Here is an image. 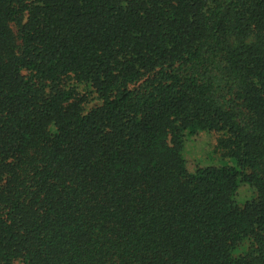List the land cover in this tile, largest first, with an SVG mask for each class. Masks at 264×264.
Returning a JSON list of instances; mask_svg holds the SVG:
<instances>
[{"label": "trees", "instance_id": "16d2710c", "mask_svg": "<svg viewBox=\"0 0 264 264\" xmlns=\"http://www.w3.org/2000/svg\"><path fill=\"white\" fill-rule=\"evenodd\" d=\"M0 264H264V0H0Z\"/></svg>", "mask_w": 264, "mask_h": 264}, {"label": "rangeland", "instance_id": "374dc122", "mask_svg": "<svg viewBox=\"0 0 264 264\" xmlns=\"http://www.w3.org/2000/svg\"><path fill=\"white\" fill-rule=\"evenodd\" d=\"M217 143V135L214 132H201L198 135L187 137L184 147V158L187 161V167L190 171L194 168L207 166H223L231 165L232 160L224 159L215 152ZM241 192L236 196V201L242 204L251 191V187L247 184L241 185Z\"/></svg>", "mask_w": 264, "mask_h": 264}]
</instances>
